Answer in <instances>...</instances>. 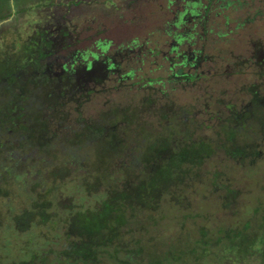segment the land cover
Here are the masks:
<instances>
[{
	"label": "rangeland",
	"instance_id": "374dc122",
	"mask_svg": "<svg viewBox=\"0 0 264 264\" xmlns=\"http://www.w3.org/2000/svg\"><path fill=\"white\" fill-rule=\"evenodd\" d=\"M57 1L18 0L26 12L15 17V23H18L16 28L7 24L4 26L5 29L8 26L7 33L0 38V43L18 42L19 35L15 34L17 30L26 39L35 22L48 12L63 26L68 24L74 30L69 34L72 38H67L74 43V47L62 46L61 54L70 53L76 45L81 49L102 51L101 60L110 57L116 66L113 69L103 67L98 78L82 79L78 92L73 97H66L62 101L64 104L55 107L54 117L46 115L49 117L50 130L47 135L50 136V132L63 134L65 130L81 129L86 122H101L105 114L113 110L120 132V135L115 134L117 139L123 140L120 137L121 128L125 125L130 134L128 137L124 133V144L114 142L108 146L114 158L123 156L116 160L120 165L122 161H133L136 156L140 158L155 142L162 140V144H165L170 137L172 148L184 146V143L196 139L211 145L214 141L232 144L228 135L219 133L217 129L220 130L225 122H241V117L235 115H244L248 105L254 110V107L263 108L262 104L256 102L264 98V76L256 74L260 69L264 73V66H258L260 61L257 58L258 52L264 55V0H213L209 13L204 7L205 12L200 13L199 19H187L184 16L185 20L179 27L176 25L180 16L178 9L183 8V3L180 6L170 4L168 0H85V3L74 6L76 0ZM205 5L206 1L203 0ZM59 14H64V21ZM175 16L177 23H174ZM178 34L185 36L180 45ZM100 40L111 41L105 51L98 45ZM193 49H202V57L193 64H189L184 55L179 56L178 51H187L189 55ZM55 61L60 63L62 60ZM180 70L183 72L178 73ZM194 72L197 78L188 79L186 75ZM253 84L257 85L263 96L254 97L250 94ZM160 106L165 111L159 109ZM116 108L120 111L117 112ZM125 114L127 118L133 117V124L127 125L118 119ZM262 116L260 113L259 117ZM247 121L253 122V127L247 134L241 130L237 142L242 145L248 139L254 144V156L243 159L238 155L233 158L223 147L217 148L193 171L194 178L180 185L178 196H182V199L172 200L170 195L163 197L158 206L159 212L155 214L157 223L149 220L143 222L147 227L142 230L144 243L148 242L147 246L155 254L169 252L171 240L179 239L180 235L186 236L184 232L191 234L192 242H195L199 238L200 227L206 226L210 234L217 237L219 230L248 220L255 221V217L260 218L264 213V133L257 130L260 122L255 116ZM105 126L108 130V125ZM25 134L28 140L32 138L31 133ZM18 136L23 135L18 133ZM23 142L21 140L19 149L25 154H35L26 144V148L22 147ZM104 146L101 142L98 152L105 151ZM81 151L84 156L87 155L85 149ZM58 153V157L50 158H53L55 168L60 165L67 168L64 180L69 179V184L65 185L68 192L86 196L85 191L75 189L81 182L91 179L90 175L95 172L89 170L88 166L80 167L76 162L80 157L72 161L67 156L69 154L62 151ZM33 162L32 159H24L20 169L25 170ZM34 163L41 166L39 162ZM98 164L103 174L115 168L120 171L117 162H114V167L100 165L99 160ZM38 167L35 166L36 169ZM216 171L225 174L217 177V183L214 182ZM33 178L31 171L29 174L22 172L17 179L12 177L8 180L11 183L10 199H2L3 215L9 205L13 209L26 206L25 197L28 193L24 190V183L29 184ZM45 183L48 187L57 184L52 176ZM44 184L41 182L40 188L43 189ZM228 187L238 194L224 208L225 194L232 197L228 194ZM88 199L85 198V203ZM255 208H260L256 215ZM60 246L61 243L52 247L60 249ZM220 255L214 247L201 248L179 264H239L235 258Z\"/></svg>",
	"mask_w": 264,
	"mask_h": 264
},
{
	"label": "trees",
	"instance_id": "16d2710c",
	"mask_svg": "<svg viewBox=\"0 0 264 264\" xmlns=\"http://www.w3.org/2000/svg\"><path fill=\"white\" fill-rule=\"evenodd\" d=\"M3 1L7 6L0 10V22L13 14V3L18 5L13 21L2 24L1 30L7 33L8 26H18L15 17L26 12V9L18 0H0ZM205 1L206 5L203 6V0H168L173 5L184 4L183 8L178 9L179 22L185 20L184 16L189 19L201 13L204 7L209 13L213 0ZM80 3L76 1V4ZM178 20L175 16L174 23ZM6 24L8 26L5 29ZM70 31L74 30L69 27L67 30L62 29L54 34V39L48 36V40L42 39V42L36 40L38 35L34 39H24L19 31H15L19 35L18 42L0 43V264H179L187 256L195 255L199 249L206 247H214L220 252V257L230 256L239 264H264V213L260 218L255 217V221L248 220L219 230L217 237H213L206 226L200 227L199 238L195 242H192L191 234L184 232L186 236L180 235L179 239L171 240L169 252L160 255L147 246L148 242L144 243L142 234V230L147 229L143 225L145 220L157 223L155 214L159 212L158 206L163 197L170 195L172 200H181L182 196H178L180 185L189 178L193 179V171L217 148L223 147L233 158L238 155L243 159L254 156V144L243 139L245 144L238 145L237 136L241 130L249 133L254 123L247 119L254 116L260 122L257 130L264 133V98L256 102L262 104L263 108L254 107V110L248 105L244 115H235L241 117V122H225L220 130L217 129L219 133L228 135L232 144L214 141L213 146L196 139L184 143V146L172 148L170 137L165 144H162V140L155 142L157 146L154 143L140 158L136 156L133 161H122L119 165L116 160L123 156L114 158L108 146L114 142L124 144V133H128L125 125L121 128L120 137L123 140L115 136L120 135V132L113 110L107 112L101 122H86L81 129L65 130L63 134L50 132V136L47 135L50 130L49 117L46 115L54 117L55 107L64 104L62 101L66 97H73L78 92L82 79L98 78L103 67L113 69L116 66L110 57L101 60L102 51L81 49L76 45L70 53L61 54L62 47L56 44L57 36L63 37ZM68 37L72 38L71 35ZM181 38L185 37L178 34L179 41ZM33 41L37 43L32 44ZM110 44L111 41L100 40L98 45L105 51ZM64 46L74 47V43L68 41ZM180 53L187 56L186 51ZM60 59V63L55 61ZM196 76L194 72L190 78ZM159 109L165 111L164 107L160 106ZM260 113L262 117H259ZM126 114L118 119L127 125L133 124V117L127 118ZM105 125H108V130ZM18 133L23 136L19 137ZM25 133H31L32 138L28 140ZM21 140L24 141L22 147H31L35 154H25L19 149ZM101 142L105 145V151L98 152ZM83 149L86 150L85 156L81 151ZM59 151L69 154L67 156L72 161L80 157L76 160L79 166H88L89 170L95 172L90 175L92 180L81 182L75 189L85 191L86 196L68 192L65 185L69 184V179L64 180L67 168L62 165L55 168L52 161L54 156L58 157ZM24 159H32L41 166L33 162L21 170ZM98 160L100 165L109 167H114V162H117L120 171L115 168L103 174L104 171L97 166ZM31 171L33 181L24 183V190L28 193L25 197L26 206L13 209L9 205L3 215L2 199H10L11 183L8 180L12 177L17 179L22 172L29 174ZM223 173L216 171L214 182L219 180V175H225ZM49 176L54 177L57 184L48 187L45 182ZM41 182L45 183L43 189L40 188ZM228 194L232 197L225 194L224 208L225 204L236 198L238 192L228 187ZM85 198H89L86 203ZM259 209L255 208L254 215ZM60 243V249L52 247Z\"/></svg>",
	"mask_w": 264,
	"mask_h": 264
},
{
	"label": "flooded vegetation",
	"instance_id": "af4514ba",
	"mask_svg": "<svg viewBox=\"0 0 264 264\" xmlns=\"http://www.w3.org/2000/svg\"><path fill=\"white\" fill-rule=\"evenodd\" d=\"M76 1H81V3L83 4V3H85L86 1L85 0H76ZM85 1V2H84ZM45 2H47V0H45ZM56 2H58L57 0H56ZM21 3V2H20ZM80 3V4H81ZM117 4V3H116ZM4 6H7V3L6 2H0V10H3L4 9ZM13 14H11L9 17H6L3 21H1L0 22V26H3L2 24L3 23H6V22H10V21H13V18H14V16L16 15L15 14V10H18V5L17 4H14L13 3ZM17 6V7H16ZM74 6H78L77 4L76 5H74ZM73 7V6H72ZM57 10V9H56ZM59 16H60V19L62 20V21H64L63 19H62V16L64 17V14H59ZM192 18H196V19H199V17H200V13H196V14H194L193 16H191ZM181 22H183V20H181L180 22H179V24H178V27H179V25H180V23ZM196 25V24H195ZM62 29L63 30H67L68 29V26H67V24H65L64 26L61 24V23H59V20H57V19H55L54 18V15L53 14H49L48 12H46V15L45 16H43L38 22H35V24H34V26H33V30H32V32L30 33V34H28L27 35V37H29V38H35V35H38L37 36V38H36V40H38L39 42H42V39H45V41H47L48 40V36H50L51 37V39H54V34H57V32H61L62 31ZM18 31V30H17ZM2 34V35H1ZM70 34V33H69ZM69 34L68 35H62L63 37H61V36H57V39H58V41L56 40V44L58 43L59 44V46L60 47H62V46H64L65 44H67L68 43V41H67V37L69 36ZM0 38L2 39V36L4 35V32L0 29ZM45 37V38H44ZM185 37V36H184ZM65 39H66V41H65ZM184 39L185 38H181L180 40L181 41H179L178 40V42H179V45L181 44V42L182 41H184ZM2 43V42H1ZM37 42L36 41H33V43L32 44H36ZM263 45H264V42L262 43ZM192 52V54H189V56L187 55V56H185V57H188V60H186L189 64H193L198 58H200V57H202V49H193V50H191ZM187 52V51H186ZM190 53V52H189ZM259 53V55L257 56V58H258V60L260 61L259 63H258V66H264V55H263V53H260V52H258ZM179 56L180 57H182L183 56V54H181L180 52H179ZM178 73H182V72H178ZM197 74V73H196ZM190 75H192V74H189L188 76H187V78L188 79H190ZM256 75H260V76H264V73H263V71H261V69L257 72V74ZM175 76L176 77H178V74H175ZM175 78V77H174ZM195 78H197V76L195 77ZM191 79H193V78H191ZM250 94L252 95V96H254V97H260V96H263V95H261L260 94V90L258 89V87H257V85L256 84H253V86L251 87V89H250Z\"/></svg>",
	"mask_w": 264,
	"mask_h": 264
}]
</instances>
